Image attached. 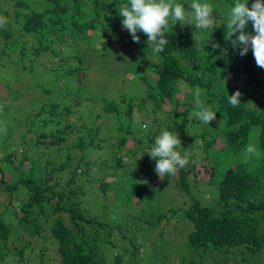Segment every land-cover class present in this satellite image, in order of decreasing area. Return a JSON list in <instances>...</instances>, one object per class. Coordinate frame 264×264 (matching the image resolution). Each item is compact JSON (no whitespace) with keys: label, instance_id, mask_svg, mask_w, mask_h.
<instances>
[{"label":"trees","instance_id":"16d2710c","mask_svg":"<svg viewBox=\"0 0 264 264\" xmlns=\"http://www.w3.org/2000/svg\"><path fill=\"white\" fill-rule=\"evenodd\" d=\"M30 1L0 0V16L7 19L0 28V66L15 67L6 79L0 71V82L6 84L0 85V127L5 129L0 131V201L5 204L0 264H167V255L158 261L144 258L141 251L143 238L170 221L168 212L187 223L182 244L190 253L180 248L182 262L207 264L216 255L264 262V69L256 66L251 49L241 57L235 48L222 45L236 0H199L214 6V19L221 18L222 24L198 30L170 23L169 43L159 54L144 43L143 33H137L141 42L135 43L123 30L117 7L127 0ZM176 2L190 10L194 0ZM246 31H253L251 22ZM215 34L220 38L212 41ZM116 43L144 58L136 56L121 72L111 70V62L123 63L115 54ZM217 43L220 47H213ZM44 52L49 61H39ZM114 54L119 58L113 60ZM40 66L49 69L41 73ZM21 71L30 73L27 79L48 81L34 83L42 97L33 104L40 108L27 117L28 106L6 104L18 96L9 79L25 78ZM120 75L132 90L117 86L125 109L105 90L115 87ZM197 86L200 98L217 112L209 125L193 114L198 110L193 99ZM186 88L190 91L182 93ZM237 90L241 103L232 107L228 96ZM47 95L55 96L43 97ZM101 102L118 121L117 134L105 145L100 139L106 128L90 119ZM168 105L171 111L165 110ZM164 129L178 132V150L190 152L189 164L174 175L183 201L168 212L157 199L162 180L147 154ZM131 138L134 145L127 148ZM249 143L256 146V155H245ZM195 144L202 147L201 161L192 152ZM93 149L112 155L109 168L115 164L119 173L103 164L104 174L85 170L84 165L99 163L87 160ZM74 150L81 151L77 163ZM137 154H143L144 169L129 175L124 159ZM51 159L64 160L57 165ZM201 174L209 176L200 180ZM205 187H210V199H202Z\"/></svg>","mask_w":264,"mask_h":264},{"label":"clouds","instance_id":"9594fccd","mask_svg":"<svg viewBox=\"0 0 264 264\" xmlns=\"http://www.w3.org/2000/svg\"><path fill=\"white\" fill-rule=\"evenodd\" d=\"M122 19V28L130 33L133 42L140 43L141 37L137 33H143L147 40L144 41L151 47L153 54L164 51L169 43V25L177 22L181 27L192 25L195 29H209L215 25L213 16L214 6L210 3L194 2L190 10L186 9L176 0H127L122 7H117ZM187 21V23H185ZM249 22L253 31H246ZM7 24V19L0 16V28ZM225 40L237 49L241 57L245 56L251 49L256 66L264 69V0H254L249 6V0H236L230 8L225 21ZM194 38V37H193ZM219 48L220 45L214 44ZM201 89L197 86L193 91L194 104L197 111L193 114L205 125L216 120V111L211 105L206 104L201 97ZM242 93L237 90L228 96V102L232 107H238L241 103ZM221 124V121H220ZM0 127V131H4ZM182 140L178 132L162 131L155 138L153 147L147 152L155 161V173L163 180L177 174L178 170L184 169L190 161V152L185 148L179 151ZM245 155H256L257 148L249 143L245 147Z\"/></svg>","mask_w":264,"mask_h":264},{"label":"rangeland","instance_id":"374dc122","mask_svg":"<svg viewBox=\"0 0 264 264\" xmlns=\"http://www.w3.org/2000/svg\"><path fill=\"white\" fill-rule=\"evenodd\" d=\"M27 1H30V0H27ZM198 2H201V1L198 0ZM12 3H14V0H12ZM30 3L35 5V3L33 1H30ZM34 7L39 8L37 5H35ZM221 22H223V20L221 18L217 17L215 20V25H218L219 23L222 24ZM111 32L113 33V31H111ZM225 34L222 37L223 47L224 48H227L230 46L233 47L230 42L225 40ZM201 38H203V36H201L200 39ZM217 38H220V37H219V35L215 34V36H212V39H213L212 41L217 40ZM212 41H210V42H212ZM115 46H116V48L119 49V52H116L115 54H119L120 56L123 57V59H122L123 63L118 64V63H114V62L112 63L111 62L110 68L113 71L115 70V71L121 72V70L126 69L131 64V62L134 61L136 56L138 58L139 57L144 58V56L142 54L136 55L137 52H132V53L127 52L130 48H127V50H124V48L121 47L120 43H116ZM98 47L99 48L101 47V42L98 43ZM115 54L111 57V58H113V60L115 57H118ZM50 58L51 57L49 56V53L44 52L41 55L39 61L40 60H43L44 62L49 61ZM53 60H56V58H53ZM14 68L15 67H13L11 65L8 67H1L0 66V71H1L2 77L4 79H6L9 76H11L13 74ZM40 68H41V73L44 70L49 69L48 67H43V66H40ZM23 74H25V78L24 77H22V78L21 77H18V78L15 77V78L9 79V80H12L10 82V85L13 87V92H16L13 94H16V96L18 94V96H17V98H11V99L7 100L6 104L10 105L12 108L17 105L22 109H24L25 106H28V109H27L28 112L24 115V117H27L30 114H34L40 108V104H38V103L33 104L36 98L42 97L41 90L35 89L34 83L36 81L48 83V81L46 78H41L39 76L35 79H27L26 76H28L30 73H28V72L24 73L21 71L20 75L23 76ZM261 74H262L261 76L264 77L263 71L261 72ZM121 75L119 76L116 83L114 84L115 87L112 86V89H111V86L110 87L106 86L105 90L108 91V93H109L110 97H112V99H116L118 101L119 107L121 109H125L126 103L123 102L122 98H118L119 93L117 90V86L119 85V87L120 86L123 87V92H127V91L130 92L131 88L126 84V80ZM233 76H234V74H232V77ZM229 80L233 83L230 76H229ZM2 83L3 82H0L1 86H2ZM61 83H64V80H61V82L59 83L60 86H61ZM3 84H4V86H6L5 83H3ZM28 85L31 86L30 90L25 89ZM189 91H190L189 88H186V89L182 90V93H187ZM260 95L261 94H257L256 96L260 97ZM6 96H7V93L5 94V97ZM53 96H55V95H47V96H43V97L53 98ZM32 99H33V101H32ZM105 107H106V104H104L103 102L96 104L94 106V109H93L95 111V113H93L92 117L90 118L93 120L95 125L100 124L106 128V134L101 136V139H100V141L104 145L106 143L108 144V139H110V140L114 139L115 135L117 134L116 126L118 123L117 119L115 118V115H114V117H112L113 114H107L106 113ZM171 109H172V105H168V107L165 108L166 111H168V110L171 111ZM181 109H182V107H181ZM81 112L82 113L84 112L83 108L81 109ZM18 113H19V111H18ZM87 114L88 113H86L85 115H87ZM98 114H100V116H98ZM12 120L13 119H10V121H12ZM24 120H25L24 118L21 119L23 124L25 123ZM213 122L214 121H212V123ZM148 126L149 125H147V127L143 126V129L147 130ZM23 128H26V126H23ZM164 130H166V129H164ZM197 142L199 145H202V143L200 141H197ZM133 145H134V140L131 138L129 143L126 145V147L129 148ZM179 149H182V146H180ZM76 151L77 150L73 151V154L76 156V158L73 160V162H75V163H77L80 160L79 158L81 156V151H77V152ZM202 151H203L202 147L197 146L196 144L194 145L192 152H195L201 156V159H199V161L203 160V158H202L203 152ZM104 154H105V152H103V150H95V149L89 150L88 155L91 159L87 158V160H92L94 163L99 161V163L98 164H92L91 168L84 165L83 168L90 173L94 172L95 173L94 175H98L97 173H99V170L101 169L100 164H103L105 167H107L109 169V171H113V169H114V172L118 174L119 171L116 172V170H115L116 165L115 164L113 165V169L109 168V166L111 165V164H109L110 163L109 159L112 155H108V154L104 155ZM148 158H149V160H152L151 157H148ZM62 160H64V159H60V160L51 159V163L52 164L58 163L57 165H60L59 161H62ZM124 160L126 161V167L128 169L129 175L130 174H136L140 170L144 169V165L141 163L143 160V154H137L133 158L125 157ZM27 165L30 166L31 164L29 162H27ZM199 165H202V164H199ZM100 171H101V174L106 173V171H104V170H100ZM142 174L143 173L139 174L140 180H141V178L144 179ZM207 176H209V175L208 174H201V175H199V179L201 180L202 178L207 177ZM110 179L115 180V179H112V177H110ZM175 184H176L175 176H171V177H165L162 180L161 185L159 187H157L159 194H161V195L157 194V199L161 205L163 212H168L171 208H173V206L175 208L179 207L181 205V202L183 201V196L179 195V192H178L179 190H177ZM202 187H203V184H200V188H202ZM110 194H113V192H111ZM211 195L212 194L210 192V187L203 188L202 199H210ZM92 198H93V196H92ZM4 206H5V204L2 201H0V213L4 210ZM167 216L170 219L169 222H167V221L162 222L160 224L159 228L157 230H155L151 235H149L148 238H143L142 241H143V245L145 246V247H143V249L141 251L143 257H144V255L148 256L149 258L152 256L154 258H158V261H159V260H162L165 257V255H167L168 256L167 257V260H168L167 264H170L171 261H175V260L178 262L177 264H195L189 260L186 262H182V260L180 259L181 256L179 255V253H181V252L184 253L185 255H189V253H190V248L187 245L182 244V241H185V236L187 234V232L185 230L187 223H185L184 222L185 220L182 218L176 219V217H174L169 212L167 213ZM159 233L160 234L163 233V234L160 235ZM24 242H25V240H24ZM180 248H181V252H180ZM219 256L220 255H216L215 259L209 257L207 260L208 261L207 264H237L239 261H241V259L244 261L248 260L247 263L245 262L246 264H257V259H255V258H252L249 260V259H244L242 257L241 258L240 257L239 258H236V257L233 258L234 256L233 257H226V256L219 257ZM261 257H263V256H261ZM262 259L264 260V258H262ZM131 261L134 263L135 259L132 258ZM147 261L148 260L143 261L142 264H145V263L148 264ZM213 261H215V262H213ZM259 264H264V262L262 261Z\"/></svg>","mask_w":264,"mask_h":264}]
</instances>
